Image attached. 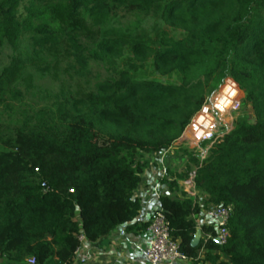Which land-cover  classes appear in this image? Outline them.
Listing matches in <instances>:
<instances>
[{
    "label": "trees",
    "instance_id": "16d2710c",
    "mask_svg": "<svg viewBox=\"0 0 264 264\" xmlns=\"http://www.w3.org/2000/svg\"><path fill=\"white\" fill-rule=\"evenodd\" d=\"M89 12L122 19L154 12L182 35L159 25L150 39L102 29ZM23 40L33 52L20 50ZM3 44L14 54L0 71V103L9 96L33 107L0 123V264H73L81 236L93 244L132 223L147 156L180 140L228 76L253 120H237L203 160L177 149L184 171L164 179L175 194L159 202L192 262L264 264V0H0ZM92 61L110 66L94 84L71 75L58 92H45L47 101L26 102L35 88L30 69L58 76L62 63L74 62L90 73ZM194 168L207 204L233 206L224 245L212 226L193 243L201 208L178 179Z\"/></svg>",
    "mask_w": 264,
    "mask_h": 264
},
{
    "label": "rangeland",
    "instance_id": "374dc122",
    "mask_svg": "<svg viewBox=\"0 0 264 264\" xmlns=\"http://www.w3.org/2000/svg\"><path fill=\"white\" fill-rule=\"evenodd\" d=\"M87 17L89 21H91L94 25L102 29L123 27L125 30L132 32L134 35L144 34L143 36L149 39L155 34L154 33L155 25H159L162 29H166L176 39H180L182 35L181 31L174 30L172 27L166 25L165 21L161 17V14H155L154 12H149L148 14L137 13L135 15H128V17H125L124 19H122L121 17H113L109 15L107 12H103V13L89 12ZM35 23L37 24L39 23V21ZM147 34L148 37H146ZM31 42L32 41L23 40V42L20 44V50L22 51L28 50L30 52H33L34 48L32 46L33 43ZM13 54H14V50L10 45L3 44L2 46H0V71L6 65L9 64ZM109 67L110 66L104 64L98 65L97 63L92 61L89 66V70H91L89 73L87 72L88 69L86 71L85 70L81 71V68L78 66V64L74 62H64L61 64V67L58 70V76H55L54 70H51L50 73L49 72L46 73L42 71L41 72L37 71L36 69H30L29 72L34 77L35 88H34V93H30L29 95H26V102L47 101V98L44 97L45 92L46 93L58 92L60 90L59 82L61 80L65 82H69L71 79V75L81 80L82 82H85L86 80L90 79L92 84H94L96 82L94 76L98 72L108 73L107 70ZM154 77L159 78L158 80L160 82H166V79L158 74H156ZM225 79H227V81L223 82L216 90H214L212 93H209L206 97V103L214 102L215 98L218 97L219 95L221 96L223 93L232 96V99H234L232 104L224 113H221L217 109L214 111L215 119H218L219 121L217 122V125L219 127L218 128L219 131L217 132L216 135L217 138L219 137L221 138L225 134L229 133L234 128L237 120H241L243 118L253 120V116H254L250 106H247L245 108L242 107L244 94L240 85H236L234 81L231 80L232 78L230 76H228ZM24 88L25 87L23 86V89ZM31 105L32 104L28 105L25 102H18L16 100H12L8 96L5 102L0 103V123L3 124L4 126H7L9 123L11 124L12 122H14L13 120L17 118H22L21 113L23 112V110L28 109L29 107H31ZM208 143L210 142L206 140V141H201L199 144L202 148H204L206 145H208ZM184 144H186L184 148H187L189 151H194V152L200 151V147L198 146H195L190 143L189 144L184 143ZM178 149L180 151L184 150L180 148ZM173 152L174 151H171L169 153L171 156V158L169 159V164L171 166H173L174 163L176 165L179 164L180 162L178 160H173V157L175 156L173 155ZM177 171L182 172L184 171V169L181 166L177 169ZM169 173H171V171H169ZM198 196H196V199H200L201 201L206 202V197L204 195L201 194ZM28 262L32 264L29 260ZM48 264H58V263L55 260H52Z\"/></svg>",
    "mask_w": 264,
    "mask_h": 264
},
{
    "label": "built area",
    "instance_id": "2783aa9c",
    "mask_svg": "<svg viewBox=\"0 0 264 264\" xmlns=\"http://www.w3.org/2000/svg\"><path fill=\"white\" fill-rule=\"evenodd\" d=\"M231 80L238 85L235 80ZM225 81H227V79H224L223 82ZM233 100L232 96L223 93L221 96L219 95L216 97L214 102H205L192 118L180 140L186 139L195 142L196 145L200 147L202 157L205 159L209 155L214 142L218 139L216 135L219 131L217 125L219 121L215 119L214 111L217 109L221 113H224L232 104ZM206 140L210 143L202 148L199 143ZM196 174L197 171L189 176L188 183L191 187L189 194L194 197L195 202L201 208V213L196 218L197 226L200 223H198V220H201V224H199L200 227L212 226L216 231L215 240L224 245L228 242L230 236L228 221L232 215L233 206L223 204L214 205L212 203L207 204L200 199H196V196L202 194L195 184ZM43 186H45V184H43ZM151 196L154 199H159L161 196L159 184L153 187ZM147 232L148 240L144 251L147 264H179V262L189 260L180 250L179 242L171 236L168 221L161 207H158L152 213ZM208 236L210 237V235ZM80 239L83 243L85 242L84 236H81ZM79 250L80 248L77 251V256L73 264H84V260L78 254ZM28 260L32 264H36L34 258H29Z\"/></svg>",
    "mask_w": 264,
    "mask_h": 264
},
{
    "label": "crops",
    "instance_id": "0c3cea01",
    "mask_svg": "<svg viewBox=\"0 0 264 264\" xmlns=\"http://www.w3.org/2000/svg\"><path fill=\"white\" fill-rule=\"evenodd\" d=\"M179 141L166 150L154 152L147 156L149 159V166L142 175L141 183L135 191V197L139 198L142 203L139 215L132 223L118 227L110 235L101 238L96 243L90 244L85 241L78 253L84 260V264H147L144 251L147 245L148 232L147 228L143 230L141 226L146 223L148 224L152 213L160 207L159 199H154L151 196V190L156 184H159L161 196H174L175 192L170 190L164 179H175L171 173L178 172V165L182 163L183 157L176 158L174 156L173 160H178L180 162L176 165L174 163L175 166H171L169 164V159L171 158L169 153L174 151L173 155H175V151L178 148H182L186 145L184 143L197 146L195 142L190 140L182 139ZM197 153L200 160H203L201 151H197ZM169 171H171V173H169ZM195 171H197L196 168L191 171L188 177ZM188 177L186 180L178 179V182L183 191L190 195L189 190L191 187L187 181L189 179ZM198 223L201 224V220H198ZM199 224L197 228L200 232V237H202V227H200ZM66 237L67 235L63 231L56 234V238L59 241H64ZM179 264L201 263H194L189 259L179 262Z\"/></svg>",
    "mask_w": 264,
    "mask_h": 264
},
{
    "label": "water",
    "instance_id": "95a60500",
    "mask_svg": "<svg viewBox=\"0 0 264 264\" xmlns=\"http://www.w3.org/2000/svg\"><path fill=\"white\" fill-rule=\"evenodd\" d=\"M199 241H200V232L198 231L197 234H196V236H195V238H194L193 243L195 245H197L199 243Z\"/></svg>",
    "mask_w": 264,
    "mask_h": 264
}]
</instances>
